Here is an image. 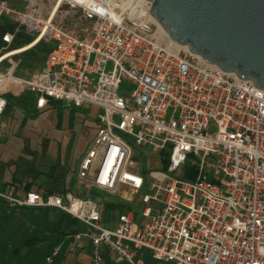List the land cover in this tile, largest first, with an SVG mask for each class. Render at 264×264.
Masks as SVG:
<instances>
[{
    "label": "built area",
    "instance_id": "2783aa9c",
    "mask_svg": "<svg viewBox=\"0 0 264 264\" xmlns=\"http://www.w3.org/2000/svg\"><path fill=\"white\" fill-rule=\"evenodd\" d=\"M20 3L0 0V19L14 24L1 36L0 115L6 94L28 92L37 110L51 100L94 107L98 126L75 190L0 198L78 220L85 230L69 251L85 239L122 264H144L141 249L175 264H264V90L167 38L146 0ZM17 31L32 37L29 47L49 46L40 67L20 72L21 51L7 55ZM165 157L166 168L153 165ZM88 189L140 194L141 221L126 210L104 226L99 205L80 192ZM93 264H104L98 250Z\"/></svg>",
    "mask_w": 264,
    "mask_h": 264
},
{
    "label": "trees",
    "instance_id": "16d2710c",
    "mask_svg": "<svg viewBox=\"0 0 264 264\" xmlns=\"http://www.w3.org/2000/svg\"><path fill=\"white\" fill-rule=\"evenodd\" d=\"M13 29V23L6 18L0 19V47L4 45L1 40L2 34L7 31H13ZM31 40L32 37L26 35L23 31H17L12 42L7 47L8 50H11L7 55L21 51L19 53L20 56L16 55L20 59V72L25 70L31 71L40 67L46 53L49 51V46L42 42L29 47L30 45L27 44H29ZM24 45L27 46L22 47ZM5 98V111L14 112L7 122L8 125L6 130L8 132L11 129L15 132L14 124L18 121V118H22L23 115L29 117V123L22 126L32 127L33 125H29L32 123L30 120L35 119V114L44 112L50 113L49 115L51 117L53 115V118H51L52 123L46 119L44 120L47 124H52L51 126L55 127L57 130H71L75 125L81 128V130L83 128H90L92 131L87 136L85 148L95 135L98 124L95 116L97 109L94 107H65L62 105V102L51 100L45 109L37 110L34 107L33 96L28 92H24L19 96L6 94ZM12 134L14 133L11 132L8 135L6 134L7 136L5 135L6 137L0 142H9ZM167 163L168 159L165 157L163 161H161V163L158 162L156 166H160L159 168H166ZM13 164H15V168L13 170L12 166V170H10V179L0 184L1 190H4L6 186H12L17 191L22 190L24 193L23 196L29 191H35L45 195L53 193L62 194L67 190H71L73 179H70L69 183L64 185L61 190L54 191L34 183L39 174L53 177L54 175L51 171L48 173L41 170L34 171L30 170L32 167H29V164L24 165L22 163L23 167H21V164L15 162H13ZM185 169H187V167L182 169L181 177L185 179L191 178L189 177L191 175L185 173ZM91 192L90 197L95 201H99V199L96 198L97 191L92 189ZM100 201L106 209L120 206L121 208L133 210L135 216H138L140 211L138 204H123L107 200V197L102 200L100 199ZM53 214L55 217L51 219V215L52 217L54 216ZM27 222L36 224L37 230H34L35 233L27 234V229L21 227L22 224ZM81 229L82 226L75 218L61 211L50 208L10 206L5 200L0 198V264H45V257L52 252L55 245L63 241V238L73 235ZM66 255L67 253L65 251L61 252L59 257H56L55 262L53 261V264H63L62 261L65 259Z\"/></svg>",
    "mask_w": 264,
    "mask_h": 264
},
{
    "label": "water",
    "instance_id": "95a60500",
    "mask_svg": "<svg viewBox=\"0 0 264 264\" xmlns=\"http://www.w3.org/2000/svg\"><path fill=\"white\" fill-rule=\"evenodd\" d=\"M146 1L167 38L264 90V0Z\"/></svg>",
    "mask_w": 264,
    "mask_h": 264
},
{
    "label": "rangeland",
    "instance_id": "374dc122",
    "mask_svg": "<svg viewBox=\"0 0 264 264\" xmlns=\"http://www.w3.org/2000/svg\"><path fill=\"white\" fill-rule=\"evenodd\" d=\"M8 1L13 5L21 4L20 0ZM18 55L20 56V54ZM125 83L127 84L128 82L125 81ZM83 107L89 108L90 106ZM49 114L44 112L35 114V119L30 120L32 123L29 124L30 126L33 125L32 127L22 126L29 123V117L27 115H21L22 118H18V121L14 124L15 132L13 136H10L9 142H0V159L4 158L6 163L13 164V162H15L21 164V167H23V164H29V167H32L30 170L34 171L41 170L47 173L51 171L54 178L39 174L35 181L40 183L43 188L50 186L54 189H59L62 187L59 179H62L63 183H68L70 179H73L74 183L78 163L85 150L87 136L92 130L90 128H83L81 130V128L76 125L71 130H57L55 127L51 126L52 124H47L45 122L44 119L52 123L51 118H53V115L51 117ZM9 116H11V113ZM13 145H19L18 150L13 148L14 151L18 152L8 151L6 149ZM2 150H7L8 154H3ZM153 165H158V162L153 161ZM14 168L15 164H13L12 169L14 170ZM106 197H108L106 193H96V198L102 200ZM54 217L55 215L53 217L51 215V219ZM21 227L27 229V234L35 233L37 230L36 224L33 222L24 223ZM69 239L68 236L63 238V241L66 243ZM139 256L150 264H175L174 262H162L152 259L147 249H141L139 251Z\"/></svg>",
    "mask_w": 264,
    "mask_h": 264
},
{
    "label": "crops",
    "instance_id": "0c3cea01",
    "mask_svg": "<svg viewBox=\"0 0 264 264\" xmlns=\"http://www.w3.org/2000/svg\"><path fill=\"white\" fill-rule=\"evenodd\" d=\"M10 113L12 114L14 112L13 111H11V112L5 111V108H4L3 113L0 115V138H1L0 141L3 140L11 132L14 133V131H12V129L9 132L6 130V127L8 125L7 122H8L9 117H10L9 116ZM13 135L14 134H12V136ZM18 147H19V145H13L12 147H7L6 149L8 151H14V149L18 150ZM7 150H2V153L3 154H8ZM14 152H18V151H14ZM83 154H84V152H83ZM4 162H5L4 158L0 159V184L2 182L9 181V179H10L9 177L11 176L9 171L11 170V168L13 166L11 163H6V162L4 163ZM62 181H63L62 179H59V182L62 184L61 185L62 187L59 188V189H54L53 187H50V186L46 187V188L52 189L54 191H59V190H61L64 187V185L69 183V182L68 183H65V182L63 183ZM34 183L41 185L40 183H37L36 181ZM73 185H74V183L72 181L71 190H75V187ZM68 191L69 190H67L65 192H68ZM91 191H92V189H88V190H83V191L81 190L80 192H81V194H85V195L90 197V195L92 193ZM0 192L6 193V194H11L14 197H22L23 194H24L22 190H18L17 191L12 186H6L4 188V190L0 189ZM97 192H101V191H97ZM103 193H105V192H103ZM53 194L59 195V193H53ZM106 194H108L107 200L116 201V202L123 203V204H131V203L132 204H138V206L140 207V194H135L130 200H127L126 198H124L122 196H119V195L109 194V193H106ZM98 199H99V201L98 200H96V201L94 200V201L99 205V207L101 209V222L106 227L114 226L117 216L120 213L128 210V209H125V208H121L120 206L113 207L112 209H106V208H104L103 203L100 201V198H98ZM129 210H131V209H129ZM140 211H141V207H140ZM140 211H139L138 216H135V221L136 222H140L141 221ZM80 225L82 226V229L80 231L76 232L75 234L70 235L69 236L70 239H69L68 242L65 243L64 241H61L57 245H55V247H59V251H58L57 255H55L53 257V261L54 262H55L56 257L58 258L59 255L61 254V252L65 251L67 253V255H66L65 259L62 261L63 264H93L94 251L98 250V252L100 253V255L102 257V260H103L104 264H122L114 256V254H112L110 252V250L107 247L101 246V245H99L98 247H95V246H93L90 242H88L85 239H82L81 241L77 242L74 250L73 251H69V248L71 246H73V244H74V239H73L74 235H76V234H78V233H80V232L85 230V227L81 223H80ZM103 253H104V256H103ZM54 262H52L51 264H53ZM45 264H47L46 261H45ZM123 264H125V263H123ZM144 264H150V263L147 262L146 260H144Z\"/></svg>",
    "mask_w": 264,
    "mask_h": 264
},
{
    "label": "bare ground",
    "instance_id": "6f19581e",
    "mask_svg": "<svg viewBox=\"0 0 264 264\" xmlns=\"http://www.w3.org/2000/svg\"><path fill=\"white\" fill-rule=\"evenodd\" d=\"M160 29V28H159ZM161 30V29H160ZM165 35V34H164ZM186 48V47H185Z\"/></svg>",
    "mask_w": 264,
    "mask_h": 264
}]
</instances>
